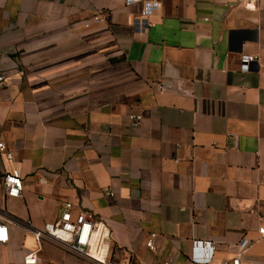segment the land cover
Here are the masks:
<instances>
[{
  "label": "crops",
  "instance_id": "crops-1",
  "mask_svg": "<svg viewBox=\"0 0 264 264\" xmlns=\"http://www.w3.org/2000/svg\"><path fill=\"white\" fill-rule=\"evenodd\" d=\"M139 10L0 0V141L15 156L0 154L11 221L0 264H24L34 230L66 203L108 226L116 264L131 252L135 264H194L195 240L215 243L219 264L244 236L243 264H264V0H161L144 36L133 34ZM244 54L255 57L247 73ZM13 168L19 199L1 186ZM37 264L95 263L46 240Z\"/></svg>",
  "mask_w": 264,
  "mask_h": 264
},
{
  "label": "built area",
  "instance_id": "built-area-1",
  "mask_svg": "<svg viewBox=\"0 0 264 264\" xmlns=\"http://www.w3.org/2000/svg\"><path fill=\"white\" fill-rule=\"evenodd\" d=\"M125 8L137 6L140 10L133 19V34L136 36H144L152 27L151 17L161 7V0H124ZM254 7L248 4L247 8ZM209 21V19H205ZM92 22L102 24L105 19L99 12L94 16ZM90 22L86 27H90ZM255 57L244 54L241 57V71L247 73L250 71L251 63ZM6 78L0 74V87L3 86ZM160 89L163 86L160 84ZM129 119L133 128L139 127L143 120L140 114H130ZM0 154H4L8 161L14 162L15 156L8 151L6 144L0 141ZM41 184H47L46 179H40ZM1 186L6 198L19 199L23 197L25 185L21 171L17 168L6 172L2 178ZM73 204L66 203L57 220L53 223L46 224L42 229L34 230L33 234L38 249L25 256L24 264H37L38 253L41 250L42 243L46 240L53 241L62 246L67 251L90 259L95 264H116L109 260L111 251V235L108 226L101 220H97L87 212H80L74 216L72 214ZM11 221L0 216V245H7L9 242V225ZM257 233L264 238V216H258ZM157 234H151L146 242L147 248L156 251L155 239ZM252 246V242L246 236L237 245V254L232 260L222 261L219 264H243L242 257ZM215 243L195 240L192 242L191 261L194 264H211L214 259ZM124 264H135L134 253H129L128 259ZM163 264H171V260L165 261Z\"/></svg>",
  "mask_w": 264,
  "mask_h": 264
}]
</instances>
